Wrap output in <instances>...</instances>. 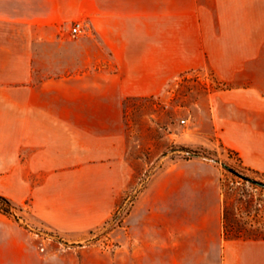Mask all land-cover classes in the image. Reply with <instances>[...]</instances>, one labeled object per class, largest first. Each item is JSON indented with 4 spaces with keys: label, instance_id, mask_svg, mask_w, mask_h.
I'll return each mask as SVG.
<instances>
[{
    "label": "crops",
    "instance_id": "crops-1",
    "mask_svg": "<svg viewBox=\"0 0 264 264\" xmlns=\"http://www.w3.org/2000/svg\"><path fill=\"white\" fill-rule=\"evenodd\" d=\"M207 68L231 84L208 121L260 166L264 0H0V189L61 232L98 226L133 174L123 99ZM218 211L199 230L132 235L122 264H264V239L225 237Z\"/></svg>",
    "mask_w": 264,
    "mask_h": 264
},
{
    "label": "rangeland",
    "instance_id": "rangeland-1",
    "mask_svg": "<svg viewBox=\"0 0 264 264\" xmlns=\"http://www.w3.org/2000/svg\"><path fill=\"white\" fill-rule=\"evenodd\" d=\"M230 85L207 68L179 74L162 94L123 99L120 129L133 174L111 215L88 231L61 232L28 197L0 189L11 199L9 212L0 209V264L126 263L122 241L199 230L217 208L225 237L264 239V152L252 165L259 157L227 144L208 121L212 94Z\"/></svg>",
    "mask_w": 264,
    "mask_h": 264
},
{
    "label": "trees",
    "instance_id": "trees-1",
    "mask_svg": "<svg viewBox=\"0 0 264 264\" xmlns=\"http://www.w3.org/2000/svg\"><path fill=\"white\" fill-rule=\"evenodd\" d=\"M264 185V182H262ZM0 200L4 201L6 203V206L3 204H0V209L3 210L4 212H9L10 211V205H11V199L0 195Z\"/></svg>",
    "mask_w": 264,
    "mask_h": 264
},
{
    "label": "built area",
    "instance_id": "built-area-1",
    "mask_svg": "<svg viewBox=\"0 0 264 264\" xmlns=\"http://www.w3.org/2000/svg\"><path fill=\"white\" fill-rule=\"evenodd\" d=\"M72 35H79L83 32L82 26L80 23H75L70 30ZM185 121V120H184Z\"/></svg>",
    "mask_w": 264,
    "mask_h": 264
}]
</instances>
